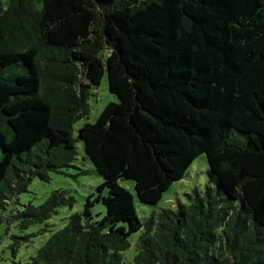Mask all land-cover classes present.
<instances>
[{
	"label": "trees",
	"instance_id": "trees-1",
	"mask_svg": "<svg viewBox=\"0 0 264 264\" xmlns=\"http://www.w3.org/2000/svg\"><path fill=\"white\" fill-rule=\"evenodd\" d=\"M104 75L117 102L74 139ZM76 143L102 178L104 216L89 196L16 261L74 203L64 190L38 206L18 196L72 167ZM201 155L204 192L139 219L119 182L154 206ZM2 225L0 243L20 233L10 264H125L134 235L132 264H264V0H0Z\"/></svg>",
	"mask_w": 264,
	"mask_h": 264
},
{
	"label": "rangeland",
	"instance_id": "rangeland-1",
	"mask_svg": "<svg viewBox=\"0 0 264 264\" xmlns=\"http://www.w3.org/2000/svg\"><path fill=\"white\" fill-rule=\"evenodd\" d=\"M90 92L91 96L88 100L89 114L86 118L77 121L73 125L72 136L74 139L77 137V131L84 124H92L96 121L97 117L107 104L110 102H117L116 96L109 92L105 75L103 76L100 85L96 89H91ZM76 146L78 155L77 160L73 163L72 167L64 169L61 173H50V180L48 182H42L38 178H32L27 187V192L18 196V203L20 205L24 206L32 204L38 206L44 202L52 191L64 190L74 199V203L72 208L66 206L58 209V213L47 222L50 227L45 228V232L36 238H32L29 243L21 246L14 258L16 261L28 262L31 257L35 256L37 250L50 237V235L65 226L66 217L68 215L83 210V205L89 196V200L93 203V207L91 208L93 220H100L104 216L105 210L102 202L94 201L99 195L97 188L102 183V178L95 172L90 161L83 158L81 144L76 143ZM207 171L208 166L206 157L204 155L197 157L191 164L183 179L174 182L168 191L163 194L161 201L154 206L142 205L138 202L131 182L120 181L119 184L128 190L133 196L137 216L139 219L143 220L152 214H157L161 209H175L177 202H189L188 196H193L196 191L203 193L208 181ZM15 207L22 209L19 205L11 206V208ZM42 228H44V225L34 226L26 233ZM4 229V225L0 226V234H3ZM19 235V231L11 227L8 229L7 234L2 236L0 252L5 259L3 264L11 263L12 256L7 247L12 242L11 237ZM136 238L137 235L130 238L131 247L124 252L123 256L125 264H132L133 262V258L136 254Z\"/></svg>",
	"mask_w": 264,
	"mask_h": 264
}]
</instances>
